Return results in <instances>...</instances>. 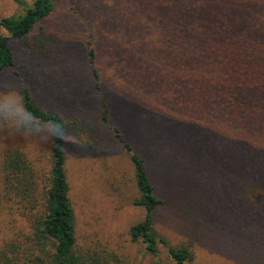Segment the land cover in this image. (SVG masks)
I'll use <instances>...</instances> for the list:
<instances>
[{
  "label": "rangeland",
  "instance_id": "rangeland-1",
  "mask_svg": "<svg viewBox=\"0 0 264 264\" xmlns=\"http://www.w3.org/2000/svg\"><path fill=\"white\" fill-rule=\"evenodd\" d=\"M51 1L52 12L23 39H11L0 26L13 54V65L0 76V90L26 89L39 108L69 123L65 171L78 255L88 263L170 264L161 246L152 258L141 243L131 241L129 228L143 219L144 211L134 205L138 191L127 157L99 123L100 94L122 137L145 159L166 201L154 214L155 234L171 247L188 248L193 254L190 264H257V250L247 241L249 223L238 214L240 202L229 185L227 154L219 153L216 142L182 110L154 106L144 93L120 87L138 67L152 63L141 51L155 45L149 25L169 33L163 25L168 27L175 9L154 7L168 0ZM22 13L12 0H0V20ZM91 48L97 79L87 56ZM130 67L134 71L129 72ZM84 132L93 140L92 147L85 143ZM6 147L25 153L40 189L48 173L50 139L13 133L0 123V160ZM24 223L15 206L1 199L0 174V246Z\"/></svg>",
  "mask_w": 264,
  "mask_h": 264
},
{
  "label": "trees",
  "instance_id": "trees-1",
  "mask_svg": "<svg viewBox=\"0 0 264 264\" xmlns=\"http://www.w3.org/2000/svg\"><path fill=\"white\" fill-rule=\"evenodd\" d=\"M12 1L23 13L2 18L0 26L14 40L26 37L53 10L51 0H32L31 5ZM159 4L175 9L168 16V27L163 25L169 33L149 25L155 45L141 51L142 58H151L152 63L138 67L120 87L144 93L154 106L182 110L216 142L219 153L227 154L232 195L240 202L238 214L249 223L247 241L257 250L254 262L264 264V0H168L154 7ZM87 56L97 79L92 48ZM12 65L7 38L0 35V76ZM21 94L34 112L45 118L60 117L68 130L62 115L39 108L28 90ZM97 101L100 125L113 134L132 167L138 191L134 205L144 211L143 219L129 228L131 241L141 243L152 258L161 246L170 264H190L193 254L188 248L171 247L155 234L154 214L166 201L145 159L122 137L105 99L99 94ZM65 136L49 138V168L40 189L25 153L11 147L3 150L1 199L15 206L25 226L0 246V264H108L88 263L76 251Z\"/></svg>",
  "mask_w": 264,
  "mask_h": 264
},
{
  "label": "clouds",
  "instance_id": "clouds-1",
  "mask_svg": "<svg viewBox=\"0 0 264 264\" xmlns=\"http://www.w3.org/2000/svg\"><path fill=\"white\" fill-rule=\"evenodd\" d=\"M0 123L10 126L13 133L44 138H60L66 133L65 121L60 117L38 115L25 102L22 94L12 87L0 90ZM84 141L93 140L85 133Z\"/></svg>",
  "mask_w": 264,
  "mask_h": 264
}]
</instances>
